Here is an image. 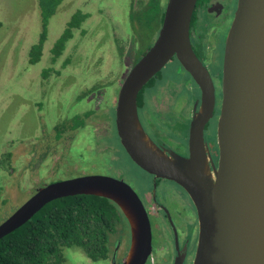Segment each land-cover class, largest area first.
<instances>
[{
  "label": "water",
  "instance_id": "water-1",
  "mask_svg": "<svg viewBox=\"0 0 264 264\" xmlns=\"http://www.w3.org/2000/svg\"><path fill=\"white\" fill-rule=\"evenodd\" d=\"M197 0H168L158 36L131 68L118 92L115 125L131 161L144 172L178 184L190 197L198 221L192 264H264V0H238L225 41L217 124L218 166L211 170L202 131L212 117L211 79L189 42ZM175 57L200 90L187 158L157 147L138 120L139 91ZM92 195L113 202L126 219L130 247L122 264H145L151 228L145 209L126 183L85 176L44 187L0 224V240L49 202Z\"/></svg>",
  "mask_w": 264,
  "mask_h": 264
},
{
  "label": "rangeland",
  "instance_id": "rangeland-1",
  "mask_svg": "<svg viewBox=\"0 0 264 264\" xmlns=\"http://www.w3.org/2000/svg\"><path fill=\"white\" fill-rule=\"evenodd\" d=\"M135 1L62 0L48 19L41 58L31 64L30 50L42 31L38 0H0V224L26 202L23 156L30 150L37 151L32 160L35 165L40 155L37 153L45 147L41 137L50 136L58 118L69 119L82 111L94 110L96 97L91 100V96L101 92L107 100V115H110L124 73L130 69V63L152 45L160 26L161 8L151 16L144 15L142 5ZM158 3L162 7L166 0H158ZM77 12L86 15V19L73 30L63 52L54 59L51 49ZM217 64V55H214L209 65L215 69ZM161 74L172 81L188 79L186 72L172 61ZM178 96V103L193 97L185 91ZM184 104H177L178 110L188 115ZM82 138L68 148V159L74 164L79 162L80 169L87 174L118 171L144 201L150 188L149 177L124 152L117 151L114 159L109 153L96 151L91 137ZM158 198L166 200L175 212L184 201L166 183H161ZM187 216L194 221V210L188 211ZM175 217L178 230H186L181 216L176 214ZM125 223L123 220L117 232L123 251L128 248L129 237ZM191 229L193 236L196 235V224ZM153 234L157 243L161 237L169 239L168 234L154 230ZM62 254V264H106L91 262L81 249L74 247L63 249ZM160 255L162 253L154 252L156 264L162 262L164 256Z\"/></svg>",
  "mask_w": 264,
  "mask_h": 264
},
{
  "label": "flooded vegetation",
  "instance_id": "flooded-vegetation-1",
  "mask_svg": "<svg viewBox=\"0 0 264 264\" xmlns=\"http://www.w3.org/2000/svg\"><path fill=\"white\" fill-rule=\"evenodd\" d=\"M152 1L154 4H159L158 0H136L135 2L137 5H142V11L152 13L155 11L151 10L152 7H150V2ZM167 1L168 0H166V4ZM237 3L238 0H197L189 25V42L191 49L207 71L215 94V107L212 117L204 125L202 131L203 147L209 158L211 170L217 169L218 166L217 124L221 108L220 79L223 70L226 36L232 24ZM166 4L162 7L156 5L158 10L161 8L162 20ZM159 24L158 33L162 21ZM150 47L140 54L136 61L130 63V69L124 73L122 83L131 68L144 56ZM214 55H217L218 61V64L215 66L216 70L214 68L211 69L212 67L209 65L210 60L213 61ZM171 61L176 64L178 63L180 69L184 70L175 57L169 62ZM161 71L149 80L137 95L136 107L138 120L145 134L157 147L167 153H174L180 157L187 158L190 154L191 122L200 106V90L195 81L185 70L188 79L183 77L180 81L168 79V76L162 75ZM182 91L189 93L190 96L192 94V99L178 103V94ZM95 97L96 106L94 110L88 109L87 111H82L71 116L69 119H67L68 117L58 118L56 123L52 126L51 133H49L50 136L45 139L43 136L41 137V142H43V146L45 147L37 153L40 155L37 157L35 165L32 164V160L33 154L37 151L30 150V153L26 152L25 156H23L24 182H26L24 184L27 188L24 191L27 197L26 201L44 187L79 177L103 176L126 183L118 171L114 174H87V171L80 169L79 162L74 164V161L68 159V148L72 147L81 137H83L82 140L84 137H91V141L94 144L93 148L96 151L104 154L109 153L110 157L114 159L117 151H122L127 155L120 143L116 131V102L111 105L110 115H107L108 105L104 93L101 92L95 96H91V100ZM177 104H184L185 107L187 106L188 115L179 112V106H177ZM6 157L7 160H9L10 155L7 154ZM127 158L131 161L128 155ZM144 173L150 179L148 196H146L143 201L137 194L136 195L145 209L151 228V254L145 264H156L155 257L153 256L154 252L162 253L164 256L161 259L162 264H192L198 240V221L197 213L190 197L175 182L154 178V176L146 172ZM161 183L172 186L174 190L183 197L184 201L183 203H179L176 212L169 207L166 200L161 201L158 198V189ZM191 210H194L195 213L194 221L187 216V212H191ZM176 214L180 215L181 219L184 220L186 230H178V221L175 219ZM122 217L121 223H123L124 220L128 228V248L123 251L121 237L115 235L110 243L109 258L104 261L106 264H122L129 250L130 230L123 214ZM195 224L196 235L193 236V230L191 228L195 227ZM122 225L123 224H121V227ZM153 230L155 232H160L162 235L168 234V241L165 237H161L159 243L154 242ZM165 241H167V243H165Z\"/></svg>",
  "mask_w": 264,
  "mask_h": 264
},
{
  "label": "trees",
  "instance_id": "trees-1",
  "mask_svg": "<svg viewBox=\"0 0 264 264\" xmlns=\"http://www.w3.org/2000/svg\"><path fill=\"white\" fill-rule=\"evenodd\" d=\"M61 1L38 0L42 31L30 50L31 64L41 58L48 19ZM155 4L150 2L151 10L158 9ZM154 12H144V15L151 16ZM85 19L86 15L79 12L72 16L51 49L54 59L72 38L73 29H78ZM122 218L119 208L105 198L76 195L55 199L0 240V264H62L63 249L71 247L81 249L91 262H104L109 258L110 243L117 235Z\"/></svg>",
  "mask_w": 264,
  "mask_h": 264
}]
</instances>
